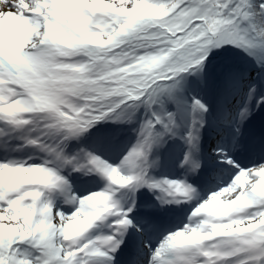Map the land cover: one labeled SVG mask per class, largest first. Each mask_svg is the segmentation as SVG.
<instances>
[{
	"label": "snow or ice",
	"instance_id": "6c2138e0",
	"mask_svg": "<svg viewBox=\"0 0 264 264\" xmlns=\"http://www.w3.org/2000/svg\"><path fill=\"white\" fill-rule=\"evenodd\" d=\"M261 111L264 0H0V264H264Z\"/></svg>",
	"mask_w": 264,
	"mask_h": 264
},
{
	"label": "bare ground",
	"instance_id": "6f19581e",
	"mask_svg": "<svg viewBox=\"0 0 264 264\" xmlns=\"http://www.w3.org/2000/svg\"><path fill=\"white\" fill-rule=\"evenodd\" d=\"M209 101L213 104L215 108V98L210 97ZM99 126H103L105 128L112 127V128H122V129L126 127V126L124 127V125H112L111 122H101V125ZM254 127L255 125L249 124L250 131L254 132ZM209 135L210 133L207 132V129H204L203 134H202V139H201L202 150L204 149V143L207 141V138ZM133 140H134V134L132 132L124 133L125 142H132ZM184 151H185V146L180 140L177 139L174 141H170L169 145L167 146V150L161 153V167L154 172V175H156L157 178H160V177H165L173 173L175 169H172L171 171L170 163L172 161H176L175 159H178V158H179V161L182 160ZM179 161H178V164H179ZM180 171H183V170L181 169ZM97 186L98 185L94 181H90L86 184L78 181L76 184L77 189L95 188ZM150 196L151 194L147 193V191L145 190V198L151 199L152 197L150 198Z\"/></svg>",
	"mask_w": 264,
	"mask_h": 264
},
{
	"label": "rangeland",
	"instance_id": "374dc122",
	"mask_svg": "<svg viewBox=\"0 0 264 264\" xmlns=\"http://www.w3.org/2000/svg\"><path fill=\"white\" fill-rule=\"evenodd\" d=\"M187 79H188L189 82H191V81L194 79V77H192V76H188ZM210 97H211V96H210ZM210 97H209V98H210ZM98 126H99V125H98ZM125 126H126V127H125ZM124 127L130 129V126H128V125H124ZM130 132H131L130 130L127 131V133H130ZM173 165H174V164L170 163V169H171V171H172V167H173ZM166 177L173 178V179H178V178H179V175H175V174H172V173H171V174L167 175Z\"/></svg>",
	"mask_w": 264,
	"mask_h": 264
}]
</instances>
